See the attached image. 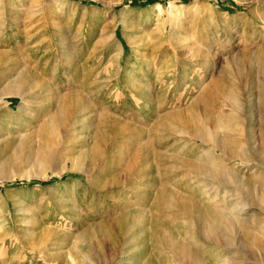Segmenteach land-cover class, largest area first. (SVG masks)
<instances>
[{"label":"rangeland","instance_id":"374dc122","mask_svg":"<svg viewBox=\"0 0 264 264\" xmlns=\"http://www.w3.org/2000/svg\"><path fill=\"white\" fill-rule=\"evenodd\" d=\"M0 52L5 54L1 70L16 67L3 80L4 86L12 82L13 74L28 73L37 88L31 85L26 98L0 95L4 98L0 112L5 113L2 128H12L15 136L0 157L5 164L0 168V264H68L74 246L81 254L94 251L102 258L113 256L114 263L110 260L107 264L154 261L158 251L149 248L147 232L141 235L126 225L121 229L112 224L110 230H96L93 249L88 240L78 239V235L92 224H104L130 212L129 203L146 207L154 202L153 191L158 185L142 181L145 173L154 177V170H142L127 177L129 157L134 158L140 146H147L151 160H154L152 152L174 154L176 144L167 137L170 134L166 128L161 127V122L173 120L159 122V115L167 118L175 110L188 111L192 102L214 86V79L219 76L218 89L239 96L242 110L238 120L245 123L246 130L253 126L257 142L263 143L264 97L259 90L264 86V0H0ZM70 54L73 58L65 57ZM147 76L151 79L148 85L154 94L151 93L152 99L155 98L152 110L158 111L151 115L147 105L138 106L137 101L131 100L138 93L129 86L135 82L140 87L141 82L147 83ZM125 81L128 87L124 90ZM257 81L251 109L249 90ZM76 90L84 91L85 96L101 105L91 103L89 110L82 112L80 122L73 124L76 134L69 141L71 145L67 143L89 155L86 163L94 156L91 145L95 125L90 117L103 111L101 102L128 101L123 108L115 109L127 112L123 121L134 130L113 138L115 152L105 160L108 165L104 168L92 169L93 166L85 164L79 170H65L60 152L53 159L56 168L40 163L39 143L45 140L44 124L55 121L57 136L63 137L68 125H63L65 122L58 117L64 109V97ZM158 95L162 96V102L158 101ZM229 102L225 101L228 103L225 107V103L220 104L218 109L231 112ZM214 115L219 116L218 112ZM232 121L236 122L237 117ZM232 127V135L241 130V126L232 124ZM219 130L224 134L225 128ZM27 140L33 141L29 142L31 150L21 152L19 144ZM227 162L231 166L235 160ZM168 167L165 163L162 168ZM260 167L256 176H251L254 180L251 177L249 180L254 200H242L243 204H253L252 216L231 231L236 244L256 253L260 246L256 234L264 235V229L259 227L264 219V164ZM159 171L160 168L156 176ZM124 175L130 179L126 181ZM118 176L124 180L113 186L111 179ZM190 176L184 171L166 181L174 188L193 179ZM212 182L211 179L210 185ZM115 202L122 203V207L115 208ZM104 203L109 213L104 214L106 217L102 215ZM95 208L89 215L88 211ZM174 212L180 215V211ZM182 214L174 222L182 233L175 237L196 242L192 249L207 264H230L232 254L245 258L239 245L226 247L219 241L206 239L193 216ZM229 251L233 253L228 255Z\"/></svg>","mask_w":264,"mask_h":264},{"label":"bare ground","instance_id":"6f19581e","mask_svg":"<svg viewBox=\"0 0 264 264\" xmlns=\"http://www.w3.org/2000/svg\"><path fill=\"white\" fill-rule=\"evenodd\" d=\"M124 50L125 47L123 46L122 52ZM4 57L5 54L0 52V84L3 82L0 95L4 97L18 95L22 98H26L30 86L33 85V83L35 84L34 79L28 73L20 75L13 74L12 76L14 77L12 78V82L4 86L3 80H6V78L8 79L9 73L14 72L16 68L5 71L1 70V61ZM65 57L70 59L73 58L71 54ZM129 76L130 75L127 77ZM129 80L130 78L127 79V81ZM145 80H147V83L141 82L142 86L140 85V87L135 82L129 85L133 91L138 93L134 95V98L131 100L137 101L138 106L147 105V109H149L148 111L151 115L158 111L155 109L152 110V107L155 105V98L152 99L153 93L151 87L148 85L151 79L147 76ZM220 81V76L214 79V86H209L200 99L193 101L188 111L175 110L169 114L167 118L158 114L159 118H161L159 122L168 119L173 120L171 122L168 120L165 124L161 122V127L166 128L170 134L167 137H170L174 141V144H176V151H174V154L167 155L161 152L159 154L152 152L154 160H151L148 156L147 146H140L139 150L134 154L135 157H129L130 160L127 162L128 164L126 166V168L128 167L127 177L136 176L142 172V170H149L150 172L154 170V177H151L149 173H145L142 178V181L146 180L147 183H156L158 185L157 187L159 188L153 191V193L155 192V194H153V196H155L154 202L152 204H147L146 207L139 206V203H129L128 207L132 208L130 212L122 215L116 214L117 216L115 219H110L104 222V224H92L86 230L80 232L81 234L78 235V239L88 240L89 246L93 249L92 242L97 229L98 231L104 232L110 230L112 224L119 225L121 229L126 225V228L135 230L136 233L140 232L141 235H144L145 232L149 233V248L151 250L157 249L158 251V254L156 253L154 256V261L146 260L142 263L134 262L131 264H207L198 251H193L192 245L194 246L196 242L191 243L185 237H175V234L180 235L182 233V229L174 222L179 219L180 215H183L182 213H185L193 216L196 226L201 229L206 239L215 242L219 241L226 247L239 245L238 247L245 252V258H236L237 256L234 257L232 254L233 252L229 251L228 255L232 254L231 258H233V264H239V261L241 263L244 260L246 262L244 261L243 264H252L254 261H260L264 264V237H262L264 235L256 234V239L261 242H259L260 246L258 253H256L255 250L254 253L253 249L249 250L250 248L246 251V246L240 243L236 244L231 235L233 232L232 230L239 227L237 226L239 223L245 224L252 216L251 206L253 204L246 203V198L248 201L253 198L251 197L253 194H250L252 183H250L249 180L251 178H253L251 180H254V177L251 176H256L258 171L257 167L264 164V126L262 127L263 143L259 144L253 126L246 130V126H243L245 123L238 120V114L241 112L238 94L233 91L226 92V89L221 87L218 89V83ZM258 82L259 81L252 84L249 90V104L251 109L253 104H255V88H257L256 83ZM37 84H40V82L37 81ZM193 85L197 86L196 83ZM33 87V89L36 88L34 85ZM127 87L128 83L125 81L123 85L124 90ZM259 91H261L264 97V86ZM82 92L78 90L72 91V93L66 94V99L64 97V109L58 117L59 121L65 122L63 125H68V130H66L67 132L63 137L60 138L57 136L54 125L55 121L49 120L46 125L44 124V132L42 134L45 140H41L39 143V159L42 165L55 167L56 161L53 159L55 156L57 158L60 152L59 159H61V163L64 167L63 169L65 170L70 168L72 171L79 170L84 168L85 164L86 166H93L92 169L97 166H102L104 168L108 165L104 163L105 160L110 159V157H112L111 153L115 152V146L111 143L113 138L118 136L122 137L125 133L134 130L130 123L125 120L123 121L125 113L127 112L115 109V107L123 108L122 105L128 104V101H124L123 99L121 101L107 100V102H101L103 111L95 113L90 117L92 124L95 125L93 143L91 145L94 156H91V160L86 163V157H89V155H83V153L78 152L79 150L74 147L72 148L67 143H69L70 139L73 137L72 135L76 132L72 127L74 122H80L79 120H81L80 115L82 112L89 110L91 103L94 105L97 104L99 107L101 105L99 104L100 102H97L95 99H90V97L84 95L86 93L83 94ZM219 98H221V100H219ZM3 100L4 98L0 97V103H3ZM158 101L162 102L161 95H158ZM225 101L232 102V104H230L232 108H230L231 112L226 111L225 108L220 109L219 107L218 109V106L225 103ZM227 104L228 103H225L223 106L225 107ZM233 108L238 111V113L233 111ZM216 112H218L219 116L214 115ZM4 114L0 112V157L4 153L5 147L13 143L15 138L12 128H2V124L5 123ZM118 114L120 116H118ZM235 117H237V121L233 123L232 119ZM232 124L241 126V130H237L238 133L236 132V135L231 134L230 130L234 127H232ZM220 127L225 128V131L223 130L224 134L220 132ZM143 131L141 132L143 133ZM182 135H186L187 137ZM160 139L163 138L160 136ZM9 140H11V142ZM22 142L24 143L19 144L22 147L21 152H30V143L33 141L27 140ZM69 144L71 145V143ZM85 145L86 144L83 146ZM41 148H45V150L42 151ZM72 153L74 156H69ZM227 159L235 160V163L230 166L228 162L226 163ZM1 161L0 159V168H3L5 164ZM236 161H238L239 164ZM165 163L169 166L166 169L162 168ZM159 168L160 173L156 176L155 174ZM88 171L91 170L89 169ZM184 171L186 175H191L193 179L181 182L180 185L178 184L174 186V188H171L167 183L169 181L166 180H172ZM127 177L125 178L126 181L130 179H127ZM211 179L213 182L210 185L209 181ZM123 180L119 179V176L118 178H113L111 179L112 185L121 184ZM106 184H103L102 190L106 187ZM178 187L180 188L178 189ZM222 188L227 190L223 191ZM243 199L246 200L244 204L242 203ZM113 205H115V208L122 207V203L120 202H115ZM102 206V215L106 217L104 214H107L108 210H106L105 203ZM175 209L180 211V215L176 214V212L173 213ZM95 210L97 209L95 208L88 211V214H92ZM74 215L75 212H73V216ZM112 220H114L113 223ZM195 224L192 223L193 226H195ZM250 225L252 224L250 223ZM259 227L264 229V219L263 222L259 223ZM256 235L254 237H256ZM115 249L119 251V249ZM71 250L72 252L68 264H107L110 260L114 263L113 256L111 258H102L96 256L95 253H93L94 251L88 252L89 254H81L77 246H74ZM200 250L201 249H199V251ZM127 252H129V250L125 253ZM165 252L170 256L169 260H166ZM92 253L96 257L95 260V257H92ZM221 264L225 263L222 262Z\"/></svg>","mask_w":264,"mask_h":264},{"label":"trees","instance_id":"16d2710c","mask_svg":"<svg viewBox=\"0 0 264 264\" xmlns=\"http://www.w3.org/2000/svg\"><path fill=\"white\" fill-rule=\"evenodd\" d=\"M146 1H152V0H146Z\"/></svg>","mask_w":264,"mask_h":264}]
</instances>
